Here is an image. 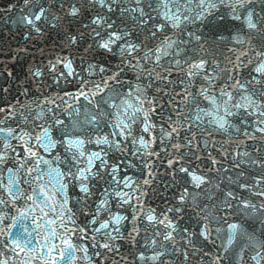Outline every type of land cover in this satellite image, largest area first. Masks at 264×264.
<instances>
[{"label": "water", "instance_id": "water-1", "mask_svg": "<svg viewBox=\"0 0 264 264\" xmlns=\"http://www.w3.org/2000/svg\"><path fill=\"white\" fill-rule=\"evenodd\" d=\"M242 2L243 8L238 0H119L109 12L95 0H0V127L15 130L11 137L0 133V145H10L0 148V182L12 188L11 195L0 189V262L65 264L61 241L70 240L86 249L75 251L73 264H264V74L256 72L264 64V0ZM165 13L179 16V26L166 23ZM97 16L112 28L93 24ZM114 31L128 35L111 52L99 47ZM125 43L139 49L122 54ZM201 61L204 69L189 75ZM104 138L108 144L96 143ZM29 150L36 157L29 159ZM94 152L104 161L93 160L99 175L81 180ZM39 158L48 163L29 175ZM180 168L205 182L195 187ZM113 175L131 186L114 183ZM152 214L175 227L149 222ZM116 215L127 219L95 232ZM53 243L59 251L49 255Z\"/></svg>", "mask_w": 264, "mask_h": 264}, {"label": "snow or ice", "instance_id": "snow-or-ice-1", "mask_svg": "<svg viewBox=\"0 0 264 264\" xmlns=\"http://www.w3.org/2000/svg\"><path fill=\"white\" fill-rule=\"evenodd\" d=\"M95 2L98 3L100 7L107 8L109 12H112V11L115 10L113 8V5L118 4L119 0H95ZM139 2H140V0H136V3H139ZM173 2L176 3V2H178V0H173ZM219 2L220 3H224V0H219ZM238 2H239V6L241 8H243L244 5H243L242 0H238ZM212 7L215 8V4H213ZM126 11H129V9H121V13L126 12ZM131 11H137V9H131ZM233 11H235L234 8H233ZM139 12H140L141 17L145 16V13L143 12L142 9H139ZM78 13H79V9L76 8V7H73L71 9V11L69 12V15L75 16ZM43 14H44V10L41 9L40 14L36 15L34 17V19L39 21L42 18ZM164 17H165V22L166 23L168 21L175 20L176 23H174L172 26L173 27H178L179 26L180 18H179V16H176L175 13H173L172 15H169L168 13H165ZM233 18L239 20L240 16L235 15ZM133 19H135V18H133ZM196 19H203V13H201L199 16H197ZM102 20H103V23L105 24V26L107 28H112V24L111 23H108L107 20H104L102 17H99V16L94 18L92 20V23L96 24V25H101ZM185 20H187V17H185ZM26 23L32 24L33 23V19H27ZM141 23L142 24H146L147 20H143L142 19ZM164 26H165L164 24L157 25L156 26V31H161L164 28ZM247 27L252 28V29L257 27V25L252 22V14L251 13H248ZM95 35L96 36H101V33L100 32H96ZM127 35H128V33L126 31H123V32H120V33L115 32V31L111 32L107 36L106 39H103V42L99 44V47L111 52L112 51V47L114 45H117V43L119 41L124 40ZM152 35L155 36L156 32H152ZM189 36H191L192 38H194L197 41H199L201 39L199 36H196L194 33H189ZM172 46H173V42H170V43L167 44L168 48H171ZM138 49H139V45H134V44H131V43H125L123 46L120 47V52L122 54L127 53L128 55H131L133 52L137 51ZM155 51L159 52V51H161V49L158 48ZM149 53L150 54L152 53L151 49L149 50ZM164 54L167 55L168 53L165 52ZM160 58L161 57L159 55L156 56L157 63L159 62ZM175 63L179 64V61H176ZM65 67L69 69V73L68 74L71 75L72 74V72H71V62L69 61L67 64H65ZM204 67H205L204 61L192 64L191 65V69H193V71H190L188 74L189 75L198 74V72L200 70H203ZM101 70L103 71V69H101ZM256 72L264 74V64H261L259 67H257L256 68ZM34 75L40 76L41 73L39 71H37V72L34 73ZM241 87H243V86L241 85ZM97 88H99V86H97ZM81 96H84L85 98H87V94L84 93V92H81ZM212 102L215 103L214 100ZM129 107H131V105H129ZM237 107H247V106L246 105H237ZM0 111H4V109H0ZM229 115H231V113H229ZM261 115H264V113H261ZM145 119H147L146 116H145ZM2 123H3V121H0V124H2ZM57 123H61V122L57 121ZM219 126L221 128L224 127L223 123H221ZM127 127H128V125L125 124L124 128H127ZM260 130L264 131V129H260ZM14 131L15 130L11 129V128L5 130L3 127H0V133H5L6 132L7 136H9V137H11L13 135ZM144 131L145 132L149 131V125L145 124ZM174 131H175V129H173V132ZM121 134H123V132ZM43 135H44L45 138L48 137V130L47 129L44 130ZM167 135L171 136L172 133L170 132ZM0 139H2V137H0ZM19 139L23 140V136H20ZM30 139H31V137H30ZM37 142L38 143L40 142V138L39 137L37 138ZM82 143H83L82 141H77L75 146L78 147ZM96 143H98V144H108L109 141L107 140V138H104L102 140L97 141ZM139 143L142 146H144V147H147L148 144H149V142L145 141L143 138L140 139ZM69 146L70 147L72 146V142L71 141H69ZM117 146H118V144H117ZM9 147H10V145H7V144L0 145V148H3V149H7ZM41 147H44V145L41 144ZM45 150H47V149L45 148ZM84 155H85L84 152H80L79 153L80 157H84ZM33 157H36V153L32 152L31 150H29V159H31ZM5 159H6V157L2 153H0V164H3L5 162ZM93 160H99L101 162V165L104 164V161L101 158L100 153H95V152L91 153L90 156L88 157V162H89V168L87 169L88 175H85V171L84 170H80L79 171V178L81 180H87L89 175H96V176L99 175L98 171L95 174L92 173V167H94ZM41 163L47 164L48 161L47 160H43V158L37 159L36 167L32 168V169H28V174L31 175L32 172L37 171V169L40 168V164ZM171 163H175V161H171L170 164ZM21 167H23V165H21ZM179 170L181 172H185V173H187V174H189L191 176V180H192V182H194V186L195 187H199L201 184H203L205 182V179L203 177H201L199 175H195V174L189 173L187 168H180ZM8 171L11 172L12 169H8ZM116 171H117V169H113V173H115ZM58 175H62V174L58 173ZM69 175H71V173H69ZM36 179L39 180V179H42V177L41 176H37ZM112 179H113L114 183H121L125 187H130L131 186L129 178H122V179L118 180L116 178V176L113 175ZM9 183H12V181H9ZM66 187H67V185H62L61 189H58V191H62L63 188H66ZM80 188H81V191L83 193H85V194L89 193V188H88L87 185L82 183ZM0 189H2L3 191L7 192L9 195L12 194V188H9L8 186L4 185L2 182H0ZM17 191H18V189H17ZM107 191L108 190L105 189V194H107ZM42 195H47V194L43 193ZM113 195L117 196V197H120L123 203H129L130 200H131L130 197L125 199L127 194L123 193V192H115V193H113ZM228 195L231 196L232 193H228ZM259 195L264 196V192L259 193ZM15 198L16 197H13V199H15ZM27 199L31 200V199H33V197L29 196V197H27ZM180 199L183 200L184 196H181ZM0 203H4V201L0 200ZM105 206H106V201L102 200L100 202L99 208L97 209V212H99L100 208H104ZM244 206L248 207L249 205L247 203H245ZM51 211L55 212L56 211L55 207L51 208ZM152 211L154 212V210H152ZM45 215H47V213ZM135 218L136 217L134 216V219ZM145 218L149 222H156V223H159V224H163L165 227H173V228L175 227L172 224L171 221H168L167 224H165L164 219H159L158 220V218H157V216L155 214L147 215ZM57 219H62V217H57ZM125 219H127V217L120 216V215L113 216L111 222L108 221V220H105L104 222L99 223V226L95 229V232L99 233L102 230L109 229L110 223L115 224V225H120L122 223V221H124ZM92 223H96V220L93 219ZM48 224H50V225L56 224V220H49ZM59 227L64 228L65 226L63 224H60ZM235 227H237V226L236 225H230V228H235ZM115 230L118 232L119 231V227H117ZM81 231H84V230H81ZM28 235L30 236L31 234L29 233ZM108 235H110V234H108ZM51 236H52V238H56L57 237L56 231L53 230L51 232ZM171 238H172L171 237V233H169L167 236H165V239H171ZM22 239L26 240L27 244H31V240H28L27 237H22ZM12 243L15 245L16 248H20L21 251L24 250L23 248H21L20 239H15V240L12 241ZM61 243L64 245V250L62 252H59V258H60V260L65 261V264H73L74 260L76 259L75 251L79 250V251L86 252V249H76L75 246L71 243L70 240H62ZM102 247H104L106 249H109L110 245L108 243H105V244L102 245ZM57 251H59V245L58 244L53 243L48 248L49 255H51L52 252H57ZM139 258L141 260L145 259V257L143 255H141ZM36 259H40V257H36ZM150 259L156 260V259H158V257L157 256H152V257H150ZM253 259H255V257H253ZM0 264H7V261H2V262H0ZM49 264H55V262L54 261H50Z\"/></svg>", "mask_w": 264, "mask_h": 264}]
</instances>
